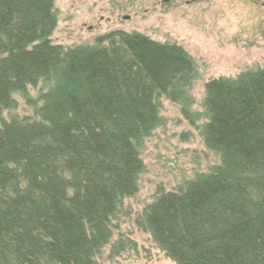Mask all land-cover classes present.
<instances>
[{
  "label": "trees",
  "instance_id": "16d2710c",
  "mask_svg": "<svg viewBox=\"0 0 264 264\" xmlns=\"http://www.w3.org/2000/svg\"><path fill=\"white\" fill-rule=\"evenodd\" d=\"M55 0H0V115L50 83L38 120L0 126V264H99L110 222L138 191L139 147L195 73L177 43L114 30L94 45L52 41ZM206 145L221 165L143 215L177 264H264V67L206 83Z\"/></svg>",
  "mask_w": 264,
  "mask_h": 264
},
{
  "label": "rangeland",
  "instance_id": "374dc122",
  "mask_svg": "<svg viewBox=\"0 0 264 264\" xmlns=\"http://www.w3.org/2000/svg\"><path fill=\"white\" fill-rule=\"evenodd\" d=\"M54 8L56 44L91 46L114 30L137 31L177 43L195 61L194 76L177 99L159 97V124L139 147L145 169L138 191L122 200L110 222V242L96 256L99 264H177L155 243L143 215L160 193L179 191L221 165V155L204 140L205 86L214 78L235 79L264 67V0H55ZM50 85L40 80L14 93L16 106L2 112L0 126L13 119L38 120Z\"/></svg>",
  "mask_w": 264,
  "mask_h": 264
}]
</instances>
